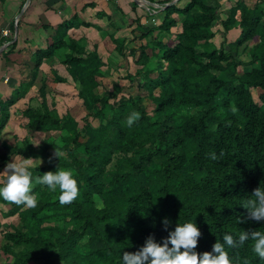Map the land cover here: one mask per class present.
Segmentation results:
<instances>
[{"label": "trees", "instance_id": "obj_1", "mask_svg": "<svg viewBox=\"0 0 264 264\" xmlns=\"http://www.w3.org/2000/svg\"><path fill=\"white\" fill-rule=\"evenodd\" d=\"M219 1L185 0L182 6L148 15L158 23L149 20L139 27L145 44L128 54L124 43H115L119 55L137 67L134 75L141 81L136 85L146 92L151 112L144 96H126L117 84L97 93L104 63L95 50L87 52L67 37L71 24L61 26L50 45L35 51L29 78L6 101L0 99V132L9 109L34 86L40 66L60 48L67 50L60 62L66 74L55 73L53 80L70 79L97 124L85 116L80 127L73 117L59 116L55 104H47L45 79L37 90L39 107L28 105L19 112L29 132L53 130L58 135L39 148L27 140L3 143L1 161L39 160L41 164L27 165L34 175L70 168L79 193L60 205L59 189L36 185L34 208L0 199L6 208L0 210V253L5 256L0 264H122L121 253L139 250L149 235L160 242L176 223L188 220L200 230L198 255L211 251L217 239L222 242L225 232L235 238L241 230L264 231V221L250 219L241 205L254 188L264 186V9L239 11L242 4L237 2L222 19ZM179 23L180 31L172 33ZM218 25L222 34L233 28L239 34L217 47L212 40ZM15 47L16 40L8 51ZM134 75L125 76L129 88ZM252 90L259 93L260 103ZM132 111L140 116L128 126ZM13 217L18 225L4 222ZM252 243L225 246L233 264H264Z\"/></svg>", "mask_w": 264, "mask_h": 264}, {"label": "crops", "instance_id": "obj_2", "mask_svg": "<svg viewBox=\"0 0 264 264\" xmlns=\"http://www.w3.org/2000/svg\"><path fill=\"white\" fill-rule=\"evenodd\" d=\"M142 1L153 7L160 6V4L164 5L174 0ZM184 2L185 0H175L174 4L182 6ZM237 2L242 4V0L219 1L222 19L226 18L229 8ZM144 6L146 5L140 3L139 0H30L28 4L27 0H6L0 6V99L6 101L12 95L20 81L24 80V77L32 68L31 59L35 51L44 49L50 45L53 42L56 31L66 23L71 24L70 29L67 31V37L75 40L80 45H84L87 52L95 50L100 59L103 60V72L108 71L105 69L116 70V63L118 64V60L123 57L119 55L115 43H124V54H128L131 49H138L142 46L141 42L145 43V40L141 39V30H139V27L145 26L149 20L147 8ZM20 11L22 13L20 15L21 19L19 17L18 26L15 27L17 22L15 21V25H13L12 20L19 16ZM161 17L162 13L159 19ZM11 24L14 26L13 34L10 30ZM5 28L10 30V34L4 40L2 38L4 37L2 31L6 30ZM219 28L220 25L216 26V34L220 33L218 31ZM179 31L180 23L177 27L171 29V32L174 34ZM238 34L239 29L233 28L227 32L225 38L227 42H232ZM11 37L12 41L9 40ZM15 40V49L8 51ZM106 48H108V51H106ZM65 53H67L66 49H57L52 57L43 62L37 72L35 81L36 83L38 82L39 87L44 80L41 78L42 74L46 73V71L49 74L51 72L52 75L55 73L66 74L65 69L60 63ZM137 56L138 52L135 58ZM126 58H123L126 62L131 61V58ZM36 83H34V86L29 89L23 98L19 99L9 109V120L0 132V156L5 152L2 148L3 143L20 145L23 141L22 139L26 131L24 128H20L19 126L16 128L12 124L14 122L12 115L16 117L13 114L14 111L17 112V109L21 108V112L35 99L40 100L38 94L35 95L33 90ZM31 99L33 100L31 101ZM10 126L15 128L16 131L11 133ZM9 134L11 138H9ZM14 139L15 143L12 144L11 140ZM19 159V157H11L5 163L0 159V171L4 170L7 163L11 161L17 162ZM37 161L39 162V160L33 162L36 163ZM5 209L0 204V210Z\"/></svg>", "mask_w": 264, "mask_h": 264}, {"label": "clouds", "instance_id": "obj_3", "mask_svg": "<svg viewBox=\"0 0 264 264\" xmlns=\"http://www.w3.org/2000/svg\"><path fill=\"white\" fill-rule=\"evenodd\" d=\"M140 113L132 111L126 117V124L132 126L139 119ZM215 159V154H211ZM29 160L7 163L0 171V199L34 208L37 198L33 194L36 185H44L49 190L58 192V203L65 205L72 202L79 193L77 179L70 168H57L55 171H46L42 175H34L27 166ZM247 210L250 219L264 221V186L253 189L251 195L241 202ZM102 202L97 201V207ZM167 225L168 221H163ZM200 230L193 220L176 223L174 229L169 230L166 237L157 242L149 235L139 250L121 253L122 264H233L225 246L234 248L238 244L251 239V247L259 258L264 259V231H239L234 238L233 234L225 232L221 240H216L211 251L198 253L195 251Z\"/></svg>", "mask_w": 264, "mask_h": 264}, {"label": "rangeland", "instance_id": "obj_4", "mask_svg": "<svg viewBox=\"0 0 264 264\" xmlns=\"http://www.w3.org/2000/svg\"><path fill=\"white\" fill-rule=\"evenodd\" d=\"M233 3H231V4H233ZM0 6H2V5H0ZM256 6H259V7L264 9V0H242V5H240L239 11L243 7L253 8V7H256ZM144 7L147 8L146 11H147V14L149 16L151 15L152 12H156V11H158L160 9L158 6H153V7L152 6L151 7L144 6ZM0 11H1V7H0ZM21 14L22 13L20 11L19 16L14 18V20H12V24L13 25H15V21L17 22L15 27H17V24H18V21H19V17H20ZM20 19H21V17H20ZM149 20H150L151 23H153L155 25H156V23H158V21L156 19L153 20L152 18H149ZM149 20L146 23V25L149 23ZM13 28H14V26H13ZM5 29L6 30L2 31V35L4 36L2 38L4 40L6 38V35L4 34V32H7V36L10 34V32H9L10 30L8 28H5ZM225 35H226V33L225 34L217 33L215 35V38L212 40V42L215 44V46L219 47L220 45L226 44L227 39L225 38ZM141 43H142V45L145 44L144 42H141ZM106 51H108V48H106ZM147 51H148V53H150L149 50H147ZM242 59L246 60L244 55L242 56ZM102 62H103V60H102ZM116 65H117V69L118 70L117 69L116 70L105 69V70H108V71L103 72L104 73L103 76L99 77L97 79L99 81V88L97 90V93L103 94L106 91H110V90H112L114 85L117 84V85H119V86H121L123 88V92L122 93L125 94L126 96H128V95L133 96V97L136 96V95L144 96L145 100L143 101V103L146 106V110L148 112H151L152 107L149 104L148 100L146 99V92L143 89L137 87V85H136L137 82L141 81V77H139L136 74H135L136 76L134 75L135 69H137V67H134L132 65L131 61H129V62L127 61L126 62V60H124L123 58L119 59L118 60V64L116 63ZM247 69L248 68H246V70ZM103 70L104 69L102 67V71ZM109 71H110V73H109ZM114 71H116V72H114ZM128 73L134 75V79H135L133 84L131 85L132 86L131 88L128 87L130 85H128L129 84L128 80L125 79V76ZM50 74L46 71V73L42 74V77H41V78L45 79V81H46L45 85H46V92H47V95H46L47 104L48 105L55 104V108H56L59 116L69 115V116L73 117L78 122V125L80 127H82L84 125V119L83 118H85V116L87 117V119L93 125H96L97 121L92 117V115H89V113L83 107L82 100H81V98L78 97L77 91L74 88V85L70 81V79L66 80V82H64V83H61V82L59 83V82H56V81L53 80V75H52L51 72H50ZM60 75H63V73H61ZM28 78L29 77H26L25 79H28ZM37 83L35 84L36 86L33 89L35 95L37 94V90H38V87H39V84H37ZM122 93H120V95ZM258 94L259 93L257 91L252 90V96H253V99H254V101L256 103H260L259 100H258ZM39 103H40V100H36L35 99L29 105L37 108V107H39ZM20 109L21 108L17 109V112H15V111L13 112V114L16 117H13V115H12V118L14 120V122L12 124H14L16 126V128H18V126L20 128H24L25 127V126H23V124L25 122H24V120H22L20 118V115H19ZM193 111L197 112V109L194 108ZM24 130L26 132H25V136L23 137L22 140L23 141L24 140L29 141L30 143H32V145L35 148H39L40 144L43 142V140H46L50 136L51 137H56L58 135V133L53 131V130H51V131L48 130V131H44V132H29L27 128H24ZM13 131H16V129L13 128L12 126H10V132L12 133ZM9 138H11L10 134H9ZM11 141H12V144L15 143V139L11 140ZM17 162H21V160L19 159V161H17ZM36 163L41 164L42 162L41 161H39V162L37 161ZM36 163L33 162V161L30 162V164H32V165H34ZM4 222L9 223V224H15V225H18V223H19L17 218H9V219L5 220ZM0 243H1V236H0ZM4 259H5V256L2 255V253H0V263H2L4 261Z\"/></svg>", "mask_w": 264, "mask_h": 264}, {"label": "water", "instance_id": "obj_5", "mask_svg": "<svg viewBox=\"0 0 264 264\" xmlns=\"http://www.w3.org/2000/svg\"><path fill=\"white\" fill-rule=\"evenodd\" d=\"M29 1H30V0H27V4H28ZM174 2H175V0L172 1V2H170V3L164 4V5H160V9L163 10L164 8L173 5ZM25 6H26V4H25Z\"/></svg>", "mask_w": 264, "mask_h": 264}, {"label": "built area", "instance_id": "obj_6", "mask_svg": "<svg viewBox=\"0 0 264 264\" xmlns=\"http://www.w3.org/2000/svg\"><path fill=\"white\" fill-rule=\"evenodd\" d=\"M157 6L160 8L159 5H157ZM156 12H157V11H156ZM156 12H152L151 15L155 14ZM4 34L7 36V32H4Z\"/></svg>", "mask_w": 264, "mask_h": 264}, {"label": "bare ground", "instance_id": "obj_7", "mask_svg": "<svg viewBox=\"0 0 264 264\" xmlns=\"http://www.w3.org/2000/svg\"><path fill=\"white\" fill-rule=\"evenodd\" d=\"M144 2V1H143ZM146 4L147 7H151V5L147 4L146 2H144Z\"/></svg>", "mask_w": 264, "mask_h": 264}]
</instances>
